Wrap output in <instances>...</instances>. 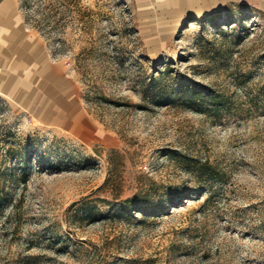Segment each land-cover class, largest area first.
<instances>
[{"label": "rangeland", "instance_id": "374dc122", "mask_svg": "<svg viewBox=\"0 0 264 264\" xmlns=\"http://www.w3.org/2000/svg\"><path fill=\"white\" fill-rule=\"evenodd\" d=\"M18 1L106 137L0 99V264H264V13L162 30L135 0Z\"/></svg>", "mask_w": 264, "mask_h": 264}, {"label": "crops", "instance_id": "0c3cea01", "mask_svg": "<svg viewBox=\"0 0 264 264\" xmlns=\"http://www.w3.org/2000/svg\"><path fill=\"white\" fill-rule=\"evenodd\" d=\"M135 5L142 28L162 30L230 16L234 8L264 13V0H135ZM0 99L31 123L84 144L106 137L85 107L79 84L28 26L18 0H0Z\"/></svg>", "mask_w": 264, "mask_h": 264}, {"label": "trees", "instance_id": "16d2710c", "mask_svg": "<svg viewBox=\"0 0 264 264\" xmlns=\"http://www.w3.org/2000/svg\"><path fill=\"white\" fill-rule=\"evenodd\" d=\"M27 21V20H26ZM2 197V188L0 187V198ZM132 200H127L126 203H130ZM153 215V214H150Z\"/></svg>", "mask_w": 264, "mask_h": 264}]
</instances>
